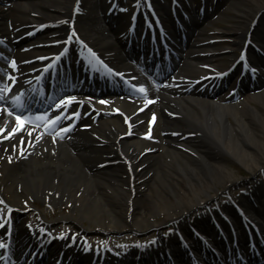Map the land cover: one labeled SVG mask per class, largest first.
Masks as SVG:
<instances>
[{"label": "bare ground", "instance_id": "1", "mask_svg": "<svg viewBox=\"0 0 264 264\" xmlns=\"http://www.w3.org/2000/svg\"><path fill=\"white\" fill-rule=\"evenodd\" d=\"M8 2L11 4L8 5ZM81 2L92 8L107 3V0ZM72 3L73 0H0V36L12 40L15 35L32 28L35 22L46 25L43 35L14 51L11 62L15 61V69L5 67V75L2 76L4 84L9 76L19 77L20 82L19 86L14 87L13 80L9 79L0 102V128L4 129L0 132V196H4L2 200L11 214L30 205L35 207L37 219L30 225L28 217L16 218L11 214L6 225H2L0 220V229L3 228L15 238L6 257L1 258L0 254V264H4L7 257L14 264H24L26 250L31 245L42 244L44 240L46 244L50 240L51 228L65 232L71 226L86 233L117 232L126 228L142 230L158 225L153 218L163 213L164 221L175 220L179 225H185L183 222L196 208L206 207L215 199L222 198L219 187L229 190L236 184L237 180L224 161L238 162L251 171L264 169V80L252 85L255 87L253 89L248 86L244 88L250 93L240 100L227 97L216 99L201 92L192 83L214 81L204 64L212 63L217 55L221 54L224 58L225 54L231 52L226 47H212L216 43L206 41L210 37H205L201 25L211 19L208 13L184 23L185 39L177 34L172 25V14L166 19L164 29L155 31V35L163 34L168 39L173 37L178 41L177 45L172 46L178 52L177 56L185 59L183 75L164 79L156 86L148 85L145 93L135 99L119 96L111 99L109 104L97 99L49 108V118L61 112L67 117L57 121L59 125L52 134L24 125L12 132L18 125L11 118V103L8 105L7 101L12 102L14 96L24 100L25 96L31 97L34 86L45 73H50L48 85L60 84L57 75L63 69L54 68L53 63L58 55L51 43L62 37L66 39L71 32H81L89 38L88 47L80 48L76 56L80 64L87 65L86 59L95 57L110 64L113 70L128 79L137 81L135 67L123 62V52L127 55L123 37L117 30L101 28L99 19L90 10L74 13ZM154 3L168 9L162 0H154ZM244 5L238 4L236 11L239 17L250 18L249 23L258 13L256 11L264 7V3H261L257 10L250 11ZM66 17L72 22L69 28L61 24ZM148 30L154 36L149 27ZM218 34L228 37L233 46L244 38L236 25L220 30ZM261 40L264 42V37ZM73 54L75 52L70 48L68 55ZM136 57L139 59L143 56L137 54ZM73 62L72 68L64 70L65 77L59 78L61 83L78 85V89L89 87L78 78L76 63ZM252 62L247 60L248 65ZM152 65L158 66L156 63ZM6 88L9 90L5 91ZM216 89L220 90L221 86ZM43 90L47 95L50 89L44 87ZM148 98H154L155 104L152 105ZM64 101L66 103L68 100ZM144 105L150 106L142 112L140 108ZM77 111L78 115H70ZM70 123L71 127L63 131ZM9 132H12L11 136ZM99 155L101 159H98ZM104 162L107 163L106 167L101 165ZM148 170L152 177L147 180L143 176ZM147 183L150 207L132 213V196L138 191V185ZM257 185L259 197L264 199V188L261 187L264 183ZM36 202L43 207L57 205L60 211L46 215L36 207ZM66 207L70 209L64 210ZM251 209L250 213L255 218L264 219V202L260 207ZM222 210L235 213L232 204H227ZM216 215L220 216V213ZM240 217L244 225L264 231L255 218ZM15 218L20 224L18 229L15 228ZM198 222L205 227L204 231L212 232L215 228L207 220ZM219 225L232 231L233 224L223 217ZM238 245L242 255L247 258V244ZM64 246L67 251L62 256L60 253L54 255L53 249L49 251L47 264H72V260L74 264L76 258H81V264H86L91 260V256L81 257L82 254L69 257L68 251L72 254L71 249L84 251L85 246L78 239L69 235L64 241L56 243L57 249L62 250ZM137 251L131 250V256ZM129 258L130 255L119 260H107L120 263L129 261ZM231 258L237 260L233 254ZM148 261H144L145 264ZM180 264L189 263L181 260Z\"/></svg>", "mask_w": 264, "mask_h": 264}, {"label": "rangeland", "instance_id": "2", "mask_svg": "<svg viewBox=\"0 0 264 264\" xmlns=\"http://www.w3.org/2000/svg\"><path fill=\"white\" fill-rule=\"evenodd\" d=\"M193 3V5H195V7L197 6V3L199 2L198 0H189ZM208 4L207 6H212L211 11H213L211 13L210 16V20L209 21H205L202 25H201V30L203 28V30H205V37H210L209 40L206 41H210L216 43L214 46L212 47H226L231 49L230 54H225L224 58H221V60H219L220 62H218V65L216 67H218L219 70H225L229 64L228 62H230L232 60V58L234 57H240L241 54V49L240 46L242 45V43H244L242 40H240L238 42L237 45H232L231 40L228 37H221L218 34V31L220 30H224L226 28L229 27H234L235 25L239 28V32L242 36H245V31L247 30V26H248V18H241L239 17V14L237 13V8H239L240 4L246 6L250 11H254L258 9L259 4L264 3V0H256V2H253L251 0H228L227 3L224 2V0H208ZM261 2V3H260ZM13 3V2H12ZM11 4V2H8V5ZM239 4V6H237ZM7 5V6H8ZM135 9H138V7L136 6H132L130 7L131 11H134ZM192 12L195 11L193 10L194 8L192 7ZM206 10H210V8H207ZM191 12V11H190ZM256 12H261L260 15L264 16V7L262 9H260L259 11ZM133 13V12H131ZM261 16V18H262ZM260 18V22L264 23V19ZM259 21V20H258ZM248 36V40L255 43L256 45H261L264 49V42H262L260 39H252L251 38V33L248 32L247 34ZM35 37H37V35L35 36V34L27 32L23 35V37L21 38L22 42H27L29 40L34 39ZM264 37V36H263ZM195 39V38H193ZM4 41V40H2ZM261 41V42H260ZM3 50V47L0 45V53ZM252 52H250L251 54ZM9 59V57H8ZM223 62V63H222ZM261 73H264V69L262 68L260 70ZM264 75V74H263ZM260 76V78L257 79V81L261 80L264 77ZM251 82H246V85ZM233 90V83L229 84L227 89L224 90L222 93L218 94L216 96V99H220L221 96H229L231 94H233L234 92ZM238 93L236 94L237 98L242 99L246 94L250 93V91L248 90H244L243 86L241 87V90L237 91ZM235 96V97H236ZM257 105V103H255ZM162 144V143H161ZM98 159H101V156H98ZM225 164L227 166H229V170L232 171V175L235 178V180H237L236 184L230 189V190H226L223 187H219V190L221 191V194L227 193L229 196V198H233V196L235 197L236 195L233 194L232 191L236 190L239 187H242V189L244 188V191L247 189V187H252L253 185L264 181V172L260 171L259 169H256L254 171H251V169L249 167H245L242 164L238 163V162H234L231 163L229 161H224ZM102 171H105L102 169ZM263 173V174H262ZM144 179H149L150 177H152L150 171H146V174L143 176ZM138 185V184H137ZM139 189L138 191L134 192L135 194L132 196L133 200L132 202L133 207L131 208L132 213L135 212L138 209H149L150 207V203L148 202V196H147V192L149 191V185L147 184H142V185H138ZM236 187V188H235ZM237 191V190H236ZM226 194V195H227ZM7 196L9 197L10 194H7ZM36 205L40 207V209L42 211H44L46 213V215H50V214H57L60 209L57 207V205H55L56 207H43L41 205L40 202H36ZM62 208V207H61ZM28 209V210H26ZM24 210H20L21 212L25 213L26 217H35L36 216V212L34 211L35 208L34 206H30L28 208H26ZM64 210L68 211L70 208L66 207L63 208ZM63 209H61V211L63 212ZM200 209L202 208H196L192 214L197 213L198 211H200ZM138 212V211H137ZM191 214V216H192ZM158 225L146 228V229H142L141 231H136L133 229H122L120 231H117L116 234H114L113 232H108L107 234L104 235H96V236H104L105 237V242H104V247L105 245H110V243H113L112 240L108 239L109 236H112L115 239L118 238H122V237H133L135 238V242H141L142 240H144L145 238H149L151 236L154 237V239H156L157 233L156 231L162 230V229H169L171 227H173L175 225V223L171 222V220H166L165 219V214H158L157 216H155L153 218ZM156 233V234H154ZM94 234V233H93ZM146 242V241H145ZM121 253L118 252V255H120Z\"/></svg>", "mask_w": 264, "mask_h": 264}, {"label": "snow or ice", "instance_id": "3", "mask_svg": "<svg viewBox=\"0 0 264 264\" xmlns=\"http://www.w3.org/2000/svg\"><path fill=\"white\" fill-rule=\"evenodd\" d=\"M41 27H43V25H42ZM41 59H44V58L41 57ZM11 65H12L13 68H15V61H14V60L11 62ZM9 79H12L13 82H14V77L9 76ZM4 90H5V91H8L9 89L6 88V89H4ZM140 91H141V92L145 91V89H144L143 86L140 87ZM0 99H2V97H0ZM16 99H18V98L14 96V97H13V100H16ZM73 99H74V97H68V98H67V100H68L69 102H71ZM64 104H65V101H64V100H61L58 104H56V107H57V108H60V107H61L62 105H64ZM10 114H11V113H10ZM45 115H46V113H45ZM70 115H71V116H76V115H78V111H77V112H74V113H71ZM63 118H67V117H65L64 113L61 112L58 116H53V117L48 121V123L51 124V123H53L54 121H58V120L63 119ZM15 120H16L18 126H17V127H14V128L12 129V132L18 131L20 128L23 127V123L21 122V117H20V115H16V116H15ZM25 122H26V121H25ZM70 127H71V123L67 126V128L63 129V131H67L68 128H70ZM3 131H4V129H3V128H0V132H3ZM12 132H9L8 135L11 136V135H12ZM5 138H6V137H5Z\"/></svg>", "mask_w": 264, "mask_h": 264}]
</instances>
